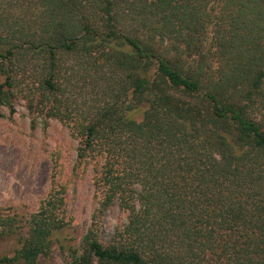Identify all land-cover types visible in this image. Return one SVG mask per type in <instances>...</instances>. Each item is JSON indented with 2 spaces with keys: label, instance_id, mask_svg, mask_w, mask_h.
I'll return each mask as SVG.
<instances>
[{
  "label": "trees",
  "instance_id": "trees-1",
  "mask_svg": "<svg viewBox=\"0 0 264 264\" xmlns=\"http://www.w3.org/2000/svg\"><path fill=\"white\" fill-rule=\"evenodd\" d=\"M17 100L78 144L34 212L0 208V264H39L88 170L69 264H264V0H0V117Z\"/></svg>",
  "mask_w": 264,
  "mask_h": 264
},
{
  "label": "rangeland",
  "instance_id": "rangeland-1",
  "mask_svg": "<svg viewBox=\"0 0 264 264\" xmlns=\"http://www.w3.org/2000/svg\"><path fill=\"white\" fill-rule=\"evenodd\" d=\"M77 141L72 139L65 125L50 119L48 125L36 127L22 100L14 103V111L2 108L0 117V208L5 212H17L19 218L34 212L46 197L52 185V172L60 168V181L74 162ZM73 187L68 188L65 209L67 225L53 232L51 246L46 256L39 257V264H69L70 250L75 248L92 221L95 205L92 171ZM56 185V184H55ZM125 222V213L115 203L96 217L99 236L107 241L115 229ZM17 246L14 236L0 240V252L8 255Z\"/></svg>",
  "mask_w": 264,
  "mask_h": 264
}]
</instances>
